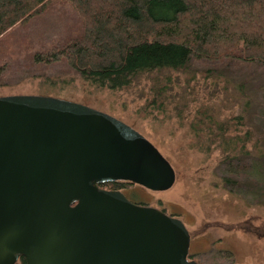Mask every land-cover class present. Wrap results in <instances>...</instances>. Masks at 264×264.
Listing matches in <instances>:
<instances>
[{
    "label": "rangeland",
    "instance_id": "374dc122",
    "mask_svg": "<svg viewBox=\"0 0 264 264\" xmlns=\"http://www.w3.org/2000/svg\"><path fill=\"white\" fill-rule=\"evenodd\" d=\"M78 26L66 2L14 25L0 38V97L64 100L129 126L167 160L175 180L164 192L128 184L118 191L179 218L197 264H264V67L192 59L182 71L141 74L129 87L109 91L81 80L63 61L32 58ZM232 118L241 121L232 130L248 141L230 162L218 142L211 146L194 132L215 133L217 122Z\"/></svg>",
    "mask_w": 264,
    "mask_h": 264
},
{
    "label": "water",
    "instance_id": "95a60500",
    "mask_svg": "<svg viewBox=\"0 0 264 264\" xmlns=\"http://www.w3.org/2000/svg\"><path fill=\"white\" fill-rule=\"evenodd\" d=\"M174 180L154 146L106 114L0 97V264H197L179 219L98 187L164 192Z\"/></svg>",
    "mask_w": 264,
    "mask_h": 264
},
{
    "label": "trees",
    "instance_id": "16d2710c",
    "mask_svg": "<svg viewBox=\"0 0 264 264\" xmlns=\"http://www.w3.org/2000/svg\"><path fill=\"white\" fill-rule=\"evenodd\" d=\"M56 2L68 3L78 14L77 33L32 58L48 64L63 61L97 88L122 90L138 75L182 71L192 59L264 67V0H0V38ZM216 124L215 133L194 134L201 139L206 135L211 146L218 142L226 152L223 159L231 162L245 152L248 141L232 130L241 126L240 118ZM122 184L98 187L118 191ZM16 264L25 263L19 258Z\"/></svg>",
    "mask_w": 264,
    "mask_h": 264
},
{
    "label": "flooded vegetation",
    "instance_id": "af4514ba",
    "mask_svg": "<svg viewBox=\"0 0 264 264\" xmlns=\"http://www.w3.org/2000/svg\"><path fill=\"white\" fill-rule=\"evenodd\" d=\"M119 183H124V184H128V185H133V184H130V183H127V182H119ZM135 186V185H134ZM137 186V185H136ZM104 190V189H103ZM108 191H110V190H108ZM132 203V202H131ZM135 204V203H134ZM139 205V204H138ZM170 216V215H169ZM172 217H175V218H177L176 216H172ZM177 219H179V218H177ZM189 246H190V238H189ZM188 246V247H189ZM187 260L188 261H190V260H192V261H194L195 262V259H193V257L191 256V254L190 253H188V255H187ZM17 262V261H16ZM196 263V262H195ZM16 264V263H15Z\"/></svg>",
    "mask_w": 264,
    "mask_h": 264
}]
</instances>
